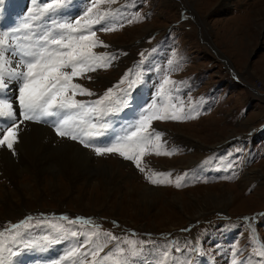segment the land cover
<instances>
[{
	"label": "rangeland",
	"instance_id": "1",
	"mask_svg": "<svg viewBox=\"0 0 264 264\" xmlns=\"http://www.w3.org/2000/svg\"><path fill=\"white\" fill-rule=\"evenodd\" d=\"M39 1L40 4L51 2ZM63 4L68 6L64 13H56L59 22L78 18L91 0H64ZM100 7L118 12L115 22L123 27L112 32L97 31L100 40L109 47L95 51L117 58L106 70L88 73L90 80L78 79L77 82L96 95L77 99L95 100L108 88H114L117 95H121L119 89H128V101L131 99L138 111L132 113L126 128V118L114 122L109 131L114 132L111 142L130 130L154 103L158 107L182 106L187 115L195 116L152 122L153 129L163 133L161 151L173 154H148L144 161L148 169L171 173L173 183L151 184L132 161L117 154L97 156L91 147L57 136L50 123L25 121L32 127H43L57 139L90 151L91 159L85 163L93 165L77 163L76 168L84 173L73 177L60 173L54 177L46 173L47 165H44V174L33 168L34 175L22 172L19 178L10 179L12 184L2 153L8 152L20 163L28 142L44 149L46 133L38 129L27 132V141L19 134L15 155L6 147L0 148V169H3L0 171V233H4L0 237V252L11 261L14 254L24 250L20 234L31 223L38 232L36 238L50 234L55 237L51 243L65 241L66 252L59 260L62 264H88L90 254L85 260L83 255L68 257V253L81 242L87 243L98 226L100 235L92 237L94 243L82 248V253L103 244L101 256L122 253L119 259L125 264H233L234 261L264 264V258L257 254L261 246L257 238L264 241V132H245L244 122L235 127L237 119H233L237 115L224 117L222 111L210 115L205 112L208 105L204 104L210 93L213 101L221 97L224 89L215 86L222 78L223 68L230 64L238 74H247L243 95L246 92L254 96L263 106L260 99H264V0H117L115 4ZM19 13L20 10L12 8L1 12L4 27L0 35L6 34L10 44L33 43L23 39L31 33L17 31L26 21L24 12L22 16ZM50 23L36 21L33 27L43 29ZM9 59L15 63L13 57ZM126 73L128 80L120 84ZM165 78L172 83L165 86L167 93L161 97L158 93ZM129 80L138 82L129 88ZM9 84L5 94L15 98L18 85L15 81ZM248 84L255 87L258 95ZM233 93H237L235 89ZM243 95L232 97L235 114L244 103L242 99L246 95ZM14 106L18 111V101ZM124 107L115 104L110 113ZM109 116L104 118L107 122ZM18 119H21L19 115ZM93 143L99 145L97 140ZM85 172L92 176L87 177ZM178 176H184L179 188L175 186ZM106 180L113 181L114 191L109 192L103 185ZM78 218L90 223L84 224ZM247 219L257 221L249 225ZM105 233L116 239H109ZM28 234L26 230L24 241ZM0 259L6 264L2 256Z\"/></svg>",
	"mask_w": 264,
	"mask_h": 264
},
{
	"label": "snow or ice",
	"instance_id": "2",
	"mask_svg": "<svg viewBox=\"0 0 264 264\" xmlns=\"http://www.w3.org/2000/svg\"><path fill=\"white\" fill-rule=\"evenodd\" d=\"M36 0H33L35 3ZM64 0H51L43 3L42 7L29 9L30 15L22 23L17 31L24 30L30 35L23 39L34 41L27 45L20 43L10 44L8 36L0 35V148H7L15 152V145L19 142L20 125L25 121L38 123H50L56 135L78 141L85 148H92L97 156L117 154L125 160L132 161L135 166L145 173V178L154 185L171 184V173L153 171L147 168L144 157L148 154L171 155L172 152L161 151L164 145L161 141L162 132L152 127L155 120L180 121L194 119L195 116L187 115L183 107L177 108L175 104L158 107L155 103L142 113L130 130L123 135L114 137V142L106 145H96L93 142L106 135L111 125L104 118L113 110L115 104L127 106L128 89H119L121 95H117L114 88H108L103 95L95 100L85 101L77 99L78 96H95L90 89L80 84L78 79L91 76L101 69L112 66L117 58L109 53H98L97 48L109 47L97 35V31L112 32L123 24L115 22L118 12L111 9H101L103 4H115L117 0H91L90 6L78 18L71 21L51 22L48 27L40 29L33 27L35 21H51L54 13L62 7ZM3 0H0V4ZM38 13V15L36 14ZM135 19H142L135 17ZM129 23L132 21L129 20ZM100 25V28L96 26ZM7 46V51H6ZM143 55V54H142ZM13 57V60L9 59ZM126 73L120 84L128 80ZM15 81L18 85V96L11 98L5 94L9 82ZM137 80H129V88L136 84ZM172 83L165 78L158 96L167 93L166 85ZM119 88V85L116 86ZM18 101L19 110L14 107ZM21 117V119H18ZM144 165V166H142ZM184 176L175 179L177 188L182 186ZM30 219V218H29ZM67 219V218H65ZM84 224L90 221L78 218ZM76 223V221H69ZM13 227H19L13 226ZM4 233H0L3 237ZM73 236L76 232L72 233ZM100 235L97 231L92 237ZM111 240L116 237L105 233ZM92 237L87 238V243L73 248L68 257L83 255L88 264H125L119 259V255L105 254L101 256L105 245L96 244L88 251L89 244L94 243ZM257 254L264 258V244L257 249ZM0 264L4 261L0 259ZM233 264H237L236 261Z\"/></svg>",
	"mask_w": 264,
	"mask_h": 264
},
{
	"label": "bare ground",
	"instance_id": "3",
	"mask_svg": "<svg viewBox=\"0 0 264 264\" xmlns=\"http://www.w3.org/2000/svg\"><path fill=\"white\" fill-rule=\"evenodd\" d=\"M192 15L193 17H195V14L192 13ZM197 21L195 23L198 26H200V23ZM216 52H217V56L220 57L219 52L217 50ZM227 68H229L230 71L232 70V67L230 64L227 65ZM14 86L15 85H13V87ZM32 126L28 125L27 123L21 124L19 134L22 137H24V139L27 141L28 140L27 132H36V130L38 129L46 133V134L44 133L43 134L45 138L47 139V142L45 143L43 150L33 146L30 142H28V146L27 148L24 149V154H23V157L20 163H17L8 152L4 151L2 153V160L6 162V165H5L6 174H7V177L9 178V181L13 184L12 182L13 179L19 178L22 172H30L34 175V173L32 172L33 168L36 169L38 172H40V174L42 175L44 174V171H43L44 165H47V171L45 170L46 173L49 172L54 177H57L58 173L63 174L65 176H70V177H73V175H75L76 173L82 176L84 171L78 170L75 165L79 162H84V163L89 162L91 159L92 153L88 150H85V149L83 150L82 148L80 149V146L78 145L68 143V141L66 142L64 140L57 139V137L52 135L53 133L51 134L50 131L46 129H42L43 127L37 128V127H32ZM23 134H25V136H23ZM22 151H23V147H22ZM90 164L88 163L86 165L89 167H92L93 164L91 165ZM2 170L0 169V171ZM85 173H87L86 174L87 177L92 176V174H88V172H85ZM35 178L39 179V177L37 176ZM112 182H113L112 180H110V182L106 180L105 183H103V185L106 187V189H108L109 192L112 190L113 191L115 190L112 187ZM96 185L97 184H94L93 186H96Z\"/></svg>",
	"mask_w": 264,
	"mask_h": 264
},
{
	"label": "crops",
	"instance_id": "4",
	"mask_svg": "<svg viewBox=\"0 0 264 264\" xmlns=\"http://www.w3.org/2000/svg\"><path fill=\"white\" fill-rule=\"evenodd\" d=\"M224 72H226L225 75H223ZM246 75L247 74L244 75L240 72L238 74V72L233 67H232L231 71H230V69H227V68L224 69L223 68L222 78H221L222 80L220 79V82H218L217 86H215V87H218L221 89L223 88L224 92L222 93L220 98H217L214 101L212 100L213 99V97H212L213 93H210V96L206 97V101H204V104L208 105V107L206 108L205 112H209L208 114L212 115L214 113H217L218 111H222V116H224V117L225 116L231 117L230 115L232 113L233 114L232 116H234V117H235V115H237V118L233 119V121L237 119L235 122L236 123L235 127H237L238 125H240L241 123L244 122L243 126L246 129L245 132H252L254 130H256L255 132H264V104H263V106H260L259 101L256 102L257 100L254 98V96H249L245 92L244 95H246V96H245V98L242 99V100H244V103L242 104V106L239 107L238 112L235 114L236 108H234V103H233L234 100L232 99V97L235 95V99H236L237 94H238V96L243 95V91L245 90V87L247 84ZM248 75H249V77L252 76L249 73H248ZM262 78L264 79L263 75H262ZM248 86L251 87V85H249V84H248ZM251 88H252V91L254 92V94H256L255 93V87L252 86ZM233 89H235V92H237V93L232 94ZM225 92L228 93L226 96L224 95ZM260 100L262 102H264V99H260ZM254 113H256V114H254ZM250 114L252 116H250ZM239 118H241V119L239 120ZM254 119H256V120L254 121ZM257 120L259 122H261V121H263V122L261 124L257 123L258 125L254 126V124L256 122H258Z\"/></svg>",
	"mask_w": 264,
	"mask_h": 264
}]
</instances>
